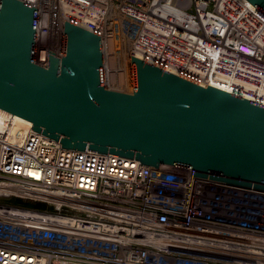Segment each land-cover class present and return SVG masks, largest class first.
Returning a JSON list of instances; mask_svg holds the SVG:
<instances>
[{
	"label": "built area",
	"instance_id": "obj_1",
	"mask_svg": "<svg viewBox=\"0 0 264 264\" xmlns=\"http://www.w3.org/2000/svg\"><path fill=\"white\" fill-rule=\"evenodd\" d=\"M22 1L38 9L44 67L67 21L101 36L105 63L114 45L130 91L133 56L264 105V12L249 0ZM32 127L0 108V264H264V190L65 149Z\"/></svg>",
	"mask_w": 264,
	"mask_h": 264
},
{
	"label": "water",
	"instance_id": "obj_2",
	"mask_svg": "<svg viewBox=\"0 0 264 264\" xmlns=\"http://www.w3.org/2000/svg\"><path fill=\"white\" fill-rule=\"evenodd\" d=\"M264 12V0H249ZM38 9L0 0V108L65 149L264 190V105L132 56L134 89L106 84L100 35L66 21L63 56L36 61ZM11 203L35 209L44 204Z\"/></svg>",
	"mask_w": 264,
	"mask_h": 264
},
{
	"label": "rangeland",
	"instance_id": "obj_3",
	"mask_svg": "<svg viewBox=\"0 0 264 264\" xmlns=\"http://www.w3.org/2000/svg\"><path fill=\"white\" fill-rule=\"evenodd\" d=\"M116 52V51H115ZM112 57V55H111ZM109 60V58H107ZM108 60H106V67H105V75H106V84L109 88H113V89H117V90H121V91H130L129 90V83H130V77L129 74L126 72H122L123 66L120 63L119 66L118 62H116V57L114 58V62L116 63V73L111 72V67L109 65V62H107ZM118 77V78H117ZM118 80H120L123 84L124 87L123 88H117L116 87V83H118ZM116 81V82H115Z\"/></svg>",
	"mask_w": 264,
	"mask_h": 264
},
{
	"label": "bare ground",
	"instance_id": "obj_4",
	"mask_svg": "<svg viewBox=\"0 0 264 264\" xmlns=\"http://www.w3.org/2000/svg\"><path fill=\"white\" fill-rule=\"evenodd\" d=\"M109 57H107V58H109V60L107 61V62H109V65H110V67H111V72H113V73H116V63L114 62V58L116 57V52H115V50H114V45L111 43V45H110V51H109ZM107 55V54H106ZM111 55H112V57H111ZM122 64L123 62L122 61H119V64ZM119 64L117 65V66H119ZM125 68V67H124ZM169 70H173V69H169ZM118 78V77H117ZM187 78V77H186ZM116 82V81H115ZM116 87L117 88H123L124 87V84L120 81V80H118V83H116Z\"/></svg>",
	"mask_w": 264,
	"mask_h": 264
}]
</instances>
